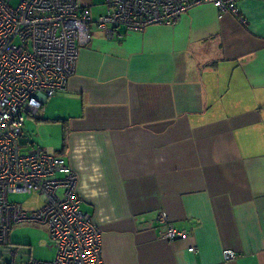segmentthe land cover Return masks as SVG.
Wrapping results in <instances>:
<instances>
[{
    "label": "crops",
    "instance_id": "crops-1",
    "mask_svg": "<svg viewBox=\"0 0 264 264\" xmlns=\"http://www.w3.org/2000/svg\"><path fill=\"white\" fill-rule=\"evenodd\" d=\"M237 7L199 4L122 36L93 25L68 88L30 115L62 136L37 145L78 175L106 264H264V0Z\"/></svg>",
    "mask_w": 264,
    "mask_h": 264
},
{
    "label": "built area",
    "instance_id": "built-area-1",
    "mask_svg": "<svg viewBox=\"0 0 264 264\" xmlns=\"http://www.w3.org/2000/svg\"><path fill=\"white\" fill-rule=\"evenodd\" d=\"M239 1L104 0L107 11L94 18L80 0H0V264H106L104 232L82 207L71 165L62 155L40 147L31 150L22 140L25 114L37 115L47 99L68 88L80 46L93 39L92 26L122 36L154 24H173L199 4L237 13ZM18 192L37 193L45 202L28 209L9 199ZM156 218L168 222L164 211ZM35 221L47 227L53 240L48 246L56 255L52 260H16L10 232L16 224ZM167 235L184 233L169 226ZM235 256L224 250L226 259Z\"/></svg>",
    "mask_w": 264,
    "mask_h": 264
},
{
    "label": "rangeland",
    "instance_id": "rangeland-1",
    "mask_svg": "<svg viewBox=\"0 0 264 264\" xmlns=\"http://www.w3.org/2000/svg\"><path fill=\"white\" fill-rule=\"evenodd\" d=\"M15 4V1L13 2ZM35 120L28 114H25V125L24 127L28 126L29 129L33 131H26V136L22 138L23 142H27L31 139L35 142L36 146L31 145L30 149L34 150L38 148L39 142L42 139H45L50 144L54 146H58L62 144V136L59 135L57 130H54L52 135L46 136L44 132L39 135L40 132L37 128H35L32 124ZM36 123V121H35ZM23 127V128H24ZM29 149V148H28ZM27 148L24 150L26 151ZM52 149V151H54ZM78 176V175H77ZM79 179V178H78ZM78 183V182H77ZM63 191V189H61ZM9 199L16 202H21L24 206L28 209H37L42 206L45 202V197L38 195L37 193H28V192H18V193H11L9 195ZM84 207L88 210H91L93 207L88 205L84 202ZM166 236H168L166 234ZM171 238V237H170ZM10 248L11 249H18V256L17 258L22 257L23 259H37V260H52L56 255V249L49 248L48 245L52 244L53 240L52 237L47 229L46 226L42 225L39 222H22L19 224L14 225L10 232ZM3 246L0 245V258L1 251L3 250ZM5 258H11L8 253H5Z\"/></svg>",
    "mask_w": 264,
    "mask_h": 264
}]
</instances>
